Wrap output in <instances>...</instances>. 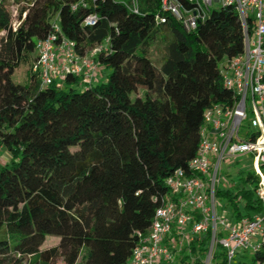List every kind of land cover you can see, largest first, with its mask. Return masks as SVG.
Returning <instances> with one entry per match:
<instances>
[{
    "label": "trees",
    "instance_id": "16d2710c",
    "mask_svg": "<svg viewBox=\"0 0 264 264\" xmlns=\"http://www.w3.org/2000/svg\"><path fill=\"white\" fill-rule=\"evenodd\" d=\"M7 1L0 0V148L10 160L0 165V264H127L169 194L165 179L195 156L204 111L231 99L219 64L243 52L238 14L212 9L187 30L161 0H137V13L123 4L130 0ZM55 19L79 56L108 40L95 57L110 70L105 82L67 76L40 87L30 72L35 43ZM165 32L171 40L157 67L149 52ZM29 64V82L14 83ZM239 180L253 189L215 196L234 207L235 221L262 215L254 173ZM46 237L58 243L41 250ZM209 242L210 231L195 235L177 264H203ZM251 261L264 264V247ZM211 264H226L225 252Z\"/></svg>",
    "mask_w": 264,
    "mask_h": 264
},
{
    "label": "built area",
    "instance_id": "2783aa9c",
    "mask_svg": "<svg viewBox=\"0 0 264 264\" xmlns=\"http://www.w3.org/2000/svg\"><path fill=\"white\" fill-rule=\"evenodd\" d=\"M186 1L193 5V12L180 0H161V8L185 29L193 30L213 5L232 7L241 22L244 48L240 55L219 64L223 87L231 92V99L204 111L195 156L186 171L174 170L165 179L169 194L156 209L148 232L140 235L127 264H170L195 235L207 231L210 242L203 264L212 263L217 246L224 250L226 264H233L238 251L250 250L252 254L264 247V213L227 225L217 216L215 196L217 189H228L220 186L222 163L243 157L255 167L256 195L264 208V0ZM79 4L85 6V0ZM123 4L137 13V0ZM85 22L95 24V15ZM107 45L108 40L79 56L75 43L61 34L55 19L50 34L35 43L31 74L41 88L61 83L67 76L92 84L99 71L95 57L106 51Z\"/></svg>",
    "mask_w": 264,
    "mask_h": 264
},
{
    "label": "rangeland",
    "instance_id": "374dc122",
    "mask_svg": "<svg viewBox=\"0 0 264 264\" xmlns=\"http://www.w3.org/2000/svg\"><path fill=\"white\" fill-rule=\"evenodd\" d=\"M7 3L10 5L11 2L10 0L7 1ZM219 5L215 4L211 7V9H218ZM14 15H16L14 13ZM171 37L168 33H164L163 36L158 38L151 46L150 52H149V57L153 64L157 67H159L162 63V60L164 59L166 55V47L168 43L170 42ZM34 56V55H33ZM30 64L29 65H24L17 69L12 77V80L14 83L17 84H23L26 85L29 82V76L27 75V72L29 70ZM100 70V68H99ZM31 72V70H30ZM110 70H104V74H109ZM105 75L103 77H99L98 83L105 82ZM95 82V81H94ZM94 84H97L96 82ZM59 85V84H58ZM247 123L245 122L244 125ZM10 160V155L7 153V151L3 148H0V165L9 162ZM254 173L255 172V167L253 163L249 160L244 159L243 157H239L238 159H229L226 162H223L221 167H220V174H219V180H220V186L221 187H226L231 189L234 193L236 192L237 189H245V190H252L253 186L246 184L243 185L240 180V174L241 173ZM255 198H257V195L255 193ZM237 206L239 208L240 212H244V200L240 197L236 199ZM217 204V216L220 219H224L226 221L227 225L232 224L235 221L234 218V207L230 204H228L227 200L219 198L216 201ZM58 238L56 237H46V240L44 244L41 247V250L51 248L58 243ZM224 250L217 246L215 248V254L214 257L218 258L219 255L223 252ZM251 251L250 250H241L238 251L235 255V258L233 260V264H236L237 260L241 258V260L244 262V264H256L251 261ZM177 253L175 255V260L173 261L172 264H177ZM25 264H28V260L25 261ZM56 264H63L62 260H58ZM76 264H82L81 259L77 261Z\"/></svg>",
    "mask_w": 264,
    "mask_h": 264
},
{
    "label": "crops",
    "instance_id": "0c3cea01",
    "mask_svg": "<svg viewBox=\"0 0 264 264\" xmlns=\"http://www.w3.org/2000/svg\"><path fill=\"white\" fill-rule=\"evenodd\" d=\"M104 70L105 69H102L100 68V70L96 73V75L94 76L93 78V81H92V84H94L95 82L98 83V80H99V77H103L104 78ZM95 81V82H94ZM59 85H62V82L61 83H58Z\"/></svg>",
    "mask_w": 264,
    "mask_h": 264
}]
</instances>
